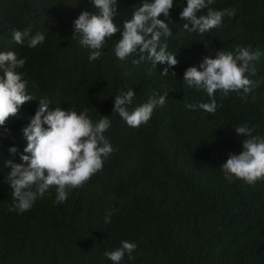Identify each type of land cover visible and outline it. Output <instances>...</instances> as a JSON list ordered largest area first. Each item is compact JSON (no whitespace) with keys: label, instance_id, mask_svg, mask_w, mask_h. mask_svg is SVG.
<instances>
[{"label":"trees","instance_id":"trees-1","mask_svg":"<svg viewBox=\"0 0 264 264\" xmlns=\"http://www.w3.org/2000/svg\"><path fill=\"white\" fill-rule=\"evenodd\" d=\"M143 2L117 0L114 23L121 32ZM173 4L170 17L159 19L172 31L161 43H167L178 64L163 76L167 63L155 69L146 56L138 64L132 61L139 56L123 61L115 56L121 32L106 41L98 60H89L91 50L80 45L78 35L73 38V21L83 11L98 12L90 0H0V52L26 59L18 71L34 99L6 122V130L0 128V264H113L104 253L122 241L137 248L134 259L126 254L120 264H264V181L230 183L220 169L231 154L242 151L246 137L235 128L247 125L254 136L264 137V0H214L213 10L235 9L236 14L204 34L183 30L187 21L180 12L186 0ZM28 28L32 35L45 34L42 45L15 43L13 31ZM237 47L262 53L253 62L256 74L249 76L258 86L246 99L236 92L215 93L214 116L188 110L186 103L210 100L206 91L182 82L187 68L222 50L236 55ZM129 88L136 95L130 113L153 92L167 94L165 105L138 128L113 112L115 96ZM40 100L50 102L49 111H87L94 123L108 117L105 135L115 151L102 171L68 192L66 202L57 203L56 189L50 187L30 210L9 211L16 201L5 161L21 163L27 146L23 130ZM109 210L115 214L105 223Z\"/></svg>","mask_w":264,"mask_h":264},{"label":"clouds","instance_id":"clouds-1","mask_svg":"<svg viewBox=\"0 0 264 264\" xmlns=\"http://www.w3.org/2000/svg\"><path fill=\"white\" fill-rule=\"evenodd\" d=\"M97 13L83 11L73 21V38L79 36L81 46L90 49L89 60L96 61L102 56L106 41L121 32L114 23L117 15V0H90ZM214 0H186V7L180 12V19L187 21L183 30L188 33L204 34L222 26L225 16L233 17L235 9L213 10L210 5ZM173 0H144L142 6L134 11L132 18L123 24L121 39L115 44L114 53L121 61L129 56H139L133 60L138 64L145 56L156 69L157 64L167 63L168 68L162 75H169V68L178 64L176 55L167 52V43H161V37L172 36V31L161 15L168 19L173 9ZM208 9L206 15L198 13ZM46 39L45 34H31V28L23 31H13V40L18 45L36 48ZM236 55L232 52L219 51L215 58L205 57L199 67H189L184 72L183 83L188 88L206 91L210 102L185 104L190 111L197 108L215 114L217 103L215 93L228 96L232 92L240 94L241 99L258 86L249 78L256 74L255 61L259 60L261 52H251L249 49L237 47ZM26 59L20 58L14 51L0 52V128L6 130V122L18 117L22 106L33 97L27 92V80L18 69H22ZM151 75V70H149ZM175 77V72L172 73ZM135 93L129 88L115 96L113 112L117 113L128 126L138 128L147 124L157 106H164L165 95L153 92L146 103L136 107L131 113L128 106L132 103ZM40 107L23 130L27 146L20 155L21 163L12 160L5 161V166L11 169L7 182L16 201L9 211L23 213L30 210L34 202L45 195L50 187H55L57 203L67 200L68 192L83 187L91 178L102 171L104 161L115 151L105 133L111 127L108 117L101 116L98 122H93L87 111L79 114L75 110H62L56 107L49 111L50 102L40 100ZM47 125V127H44ZM238 135H243L242 151L239 155L231 154L221 166L224 178L232 183L235 180L255 186L264 181V137L254 136V128L247 125L235 128ZM11 154L17 153L16 147L9 148ZM113 210L105 215V223H111ZM137 248L135 243L122 241L121 247L114 251H106L104 255L113 262L120 261L127 254L134 259L132 253Z\"/></svg>","mask_w":264,"mask_h":264}]
</instances>
